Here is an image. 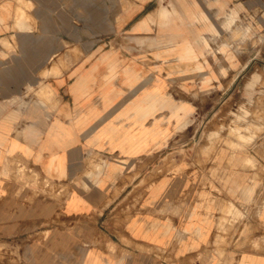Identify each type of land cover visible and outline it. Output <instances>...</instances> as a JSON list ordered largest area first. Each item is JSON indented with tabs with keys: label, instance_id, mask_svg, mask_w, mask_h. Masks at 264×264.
<instances>
[{
	"label": "crops",
	"instance_id": "obj_1",
	"mask_svg": "<svg viewBox=\"0 0 264 264\" xmlns=\"http://www.w3.org/2000/svg\"><path fill=\"white\" fill-rule=\"evenodd\" d=\"M259 1L0 0V264H264V157L186 136L216 89L163 80L211 79L203 41Z\"/></svg>",
	"mask_w": 264,
	"mask_h": 264
},
{
	"label": "rangeland",
	"instance_id": "obj_2",
	"mask_svg": "<svg viewBox=\"0 0 264 264\" xmlns=\"http://www.w3.org/2000/svg\"><path fill=\"white\" fill-rule=\"evenodd\" d=\"M259 3L248 14L224 12L219 17L220 30L211 35L210 40L203 41L202 55L210 56L216 62L214 65L205 64V68L210 70L211 79L203 78L204 72H200L199 78H196L198 73L190 71L189 73L194 74H166L163 80L173 94L182 88L187 91L178 96L185 104L196 102L202 109L208 107V87L216 89L213 109L189 111L184 106L186 136H211L215 138L218 147L225 144L231 148L233 154L251 153L253 149L264 157V1ZM103 40L111 38L103 37ZM184 43L170 45L171 42L165 39L162 47H157L156 51L176 52L177 47ZM103 49H92L91 54H100ZM117 51L119 55L132 53V49H128V53L122 48ZM149 53H154V50H149ZM145 54L147 51L140 50L135 55ZM223 57L227 63H222ZM159 87H163V81L159 77L152 78L147 85V89ZM248 161L252 159L248 157ZM248 164L250 168L258 167L259 171L264 172V165Z\"/></svg>",
	"mask_w": 264,
	"mask_h": 264
},
{
	"label": "bare ground",
	"instance_id": "obj_3",
	"mask_svg": "<svg viewBox=\"0 0 264 264\" xmlns=\"http://www.w3.org/2000/svg\"><path fill=\"white\" fill-rule=\"evenodd\" d=\"M246 83V82H245ZM249 83V82H248Z\"/></svg>",
	"mask_w": 264,
	"mask_h": 264
}]
</instances>
